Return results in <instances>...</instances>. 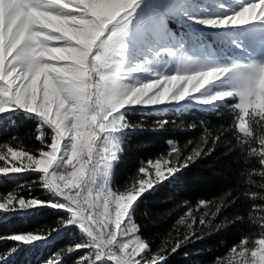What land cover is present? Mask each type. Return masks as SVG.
<instances>
[{"label": "snow or ice", "instance_id": "1", "mask_svg": "<svg viewBox=\"0 0 264 264\" xmlns=\"http://www.w3.org/2000/svg\"><path fill=\"white\" fill-rule=\"evenodd\" d=\"M169 21L182 24L187 41ZM203 30L214 34L211 43L201 40ZM217 43L227 51H213ZM193 103L234 114L238 147L246 162L254 158L260 166L248 172L247 183H255L253 175L264 179V0H0V119L20 113L36 120L42 145L38 154L0 145L6 162L0 174H38L51 197L9 191L0 195V218L44 207L63 210L61 226L76 227L82 236L66 251L86 250L78 264H166L167 247L152 251L133 219L135 208L146 192L205 154L207 135L186 157L173 145L167 157L149 160L154 179L138 177L123 191H113L109 182L124 132L132 127L129 111ZM219 140H212L213 148ZM22 159L28 163H13ZM138 171L148 175L145 165ZM245 195L264 201L261 192ZM212 204L199 202L206 209ZM221 206L205 211L199 223H210L205 217ZM252 207L261 213L249 214L259 238H242L216 264H264V204ZM194 223L191 209L177 221L188 229L185 240ZM58 231L0 240L15 242L14 253L47 243ZM179 247L177 241L171 252ZM60 256L45 264H61ZM0 261L7 264L3 255Z\"/></svg>", "mask_w": 264, "mask_h": 264}, {"label": "trees", "instance_id": "2", "mask_svg": "<svg viewBox=\"0 0 264 264\" xmlns=\"http://www.w3.org/2000/svg\"><path fill=\"white\" fill-rule=\"evenodd\" d=\"M126 120L132 127L125 130L121 152L114 163L110 178V187L114 191L125 190L138 177L145 178V174L139 173V168L142 165L149 167V160L167 157L173 145L186 157L201 144L202 137H208V144L204 145L205 154L190 162L176 179L158 184L154 190L146 192L135 208L133 219L139 226V234L150 242L152 251L161 246L167 247L166 264H216L217 259L225 257L242 238H259L260 229L252 224L249 214L255 217L261 215L253 210L252 205L264 204V201H253L245 193H264V189L257 187L259 183H264V179L253 175L251 178L255 183H247L248 172L260 166L254 158L245 161L238 147L232 112L223 107L214 110L197 106L187 109L172 106L135 108L126 114ZM37 127L36 120L20 113L4 115L0 119V145L38 154L42 145L36 139ZM216 136H220V140L213 148L212 140ZM208 148L213 150L208 152ZM150 171L148 168V173ZM9 191L20 192L25 197L31 195L42 200L51 199L40 186L38 174L33 173L8 178L0 174V195ZM202 200L212 201L213 204L206 209L199 205ZM216 204H222L219 213L214 217H205L210 223L201 225L200 216L205 211L215 212ZM190 209L196 223L192 225L193 234L185 240L188 229L185 225H178L177 221ZM66 216L63 210L44 207L31 214L0 218V236L29 231L47 234L51 229H59L52 232L47 243L20 247L14 253L11 249L16 246L15 242L0 240V255L6 257L7 264H45L60 252L61 264H78V260L86 255V250L66 251L82 238L76 227L61 226L60 220L66 219ZM177 241H180V247L173 253L171 248ZM0 264L3 262L0 261Z\"/></svg>", "mask_w": 264, "mask_h": 264}, {"label": "rangeland", "instance_id": "3", "mask_svg": "<svg viewBox=\"0 0 264 264\" xmlns=\"http://www.w3.org/2000/svg\"><path fill=\"white\" fill-rule=\"evenodd\" d=\"M197 2L198 3L207 4V3H210L211 0H197ZM219 2H224V0H219ZM228 2H232V0H228ZM168 26L178 36H184L186 41L188 40V37L185 35V32L183 30V26H182L181 23L176 22V21H169L168 22ZM213 35L214 34L212 32H210L208 30H203L202 31V35H201V40L202 41H206L207 43H211V40H209L208 37L213 36ZM186 46L189 47V48H192L191 42L189 41L186 44ZM212 48H213V51H216L217 48H220V49H223V50L227 51V45H225V44H220V43L213 44ZM171 106L175 107V108H181V107L174 106V105H163V106H142V107H136V109H160V108H166V107H171ZM191 106H197V107L204 108V109L214 110V109H211V108H208V107H202V106H200L198 104H195V103H193L191 105H188V106H185L183 108L187 109V108H189ZM1 162H2V166H6V162L5 161H0V163ZM13 163H24V164H26V163H28V161L26 159H22L19 162L13 161ZM148 168H150L151 171H150V173H148V175H146L145 179L155 178L154 169L150 165H149ZM109 186H110V182H109Z\"/></svg>", "mask_w": 264, "mask_h": 264}]
</instances>
